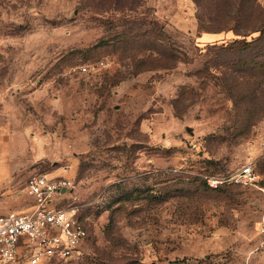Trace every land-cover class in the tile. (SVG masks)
Segmentation results:
<instances>
[{"label":"rangeland","instance_id":"1","mask_svg":"<svg viewBox=\"0 0 264 264\" xmlns=\"http://www.w3.org/2000/svg\"><path fill=\"white\" fill-rule=\"evenodd\" d=\"M122 1L0 0V214L29 210L32 174L66 177L90 237L59 264H264V43L200 26L252 0ZM155 36L176 67L151 68Z\"/></svg>","mask_w":264,"mask_h":264},{"label":"built area","instance_id":"2","mask_svg":"<svg viewBox=\"0 0 264 264\" xmlns=\"http://www.w3.org/2000/svg\"><path fill=\"white\" fill-rule=\"evenodd\" d=\"M107 65L103 59L97 67L90 64L78 69L92 73ZM236 180L256 185L258 177L247 164ZM222 182V179H210L212 186ZM73 190L72 181L66 177L38 173L28 178L26 191L34 199L31 210L0 214V264H59L82 253L90 237V222L82 214L85 205L73 195ZM58 195L62 198L56 199Z\"/></svg>","mask_w":264,"mask_h":264},{"label":"trees","instance_id":"3","mask_svg":"<svg viewBox=\"0 0 264 264\" xmlns=\"http://www.w3.org/2000/svg\"><path fill=\"white\" fill-rule=\"evenodd\" d=\"M122 2H125L123 0ZM199 7L204 5L213 6V0L203 3L201 0H196ZM236 5L244 4L243 0H237ZM221 5L229 6L232 5L231 0H219V3L216 6L219 8ZM260 9L258 10V8ZM217 12L207 15L208 21L202 20L200 18V26L208 32H221L223 30H233L234 33L242 38H236L231 41L229 44L221 45L220 49H226L231 51H236L240 55V52L246 50L248 47L253 45H260L264 43V9L261 7L257 0H252L249 6V10H246L245 13L240 11H231V10H216ZM235 21L233 27H227L229 22ZM260 31L258 37H254L252 40H248V35ZM158 38L155 36V40L152 44L151 49L154 54L157 53V56L149 55L148 58L154 60V64L151 66L152 69H157L160 67L164 68H174L178 62V55L175 50L171 47H162L158 43ZM213 46H217L214 44ZM217 48V47H215ZM158 55L160 57H158Z\"/></svg>","mask_w":264,"mask_h":264},{"label":"crops","instance_id":"4","mask_svg":"<svg viewBox=\"0 0 264 264\" xmlns=\"http://www.w3.org/2000/svg\"><path fill=\"white\" fill-rule=\"evenodd\" d=\"M3 150H4V148H3ZM3 150L0 152V155L2 154ZM11 176H12L11 173H9L8 169L4 165L2 159L0 158V183H1L0 184V191H1V189L5 188V187H10ZM4 184H6V185L4 186Z\"/></svg>","mask_w":264,"mask_h":264}]
</instances>
